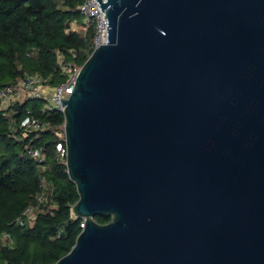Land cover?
Segmentation results:
<instances>
[{
	"label": "water",
	"instance_id": "obj_1",
	"mask_svg": "<svg viewBox=\"0 0 264 264\" xmlns=\"http://www.w3.org/2000/svg\"><path fill=\"white\" fill-rule=\"evenodd\" d=\"M96 1L107 44L62 102L85 227L55 264H264V0Z\"/></svg>",
	"mask_w": 264,
	"mask_h": 264
},
{
	"label": "trees",
	"instance_id": "obj_2",
	"mask_svg": "<svg viewBox=\"0 0 264 264\" xmlns=\"http://www.w3.org/2000/svg\"><path fill=\"white\" fill-rule=\"evenodd\" d=\"M84 0H0V90L30 76L55 88L68 80L65 64L82 67L94 51V26H86ZM77 29H74L75 26ZM44 98L0 106V264H55L74 247L83 222L56 146L64 115ZM34 118L41 129L21 127ZM40 150L42 160L31 152ZM43 197V202L39 198ZM33 210V219L25 216ZM100 224L111 218L97 216Z\"/></svg>",
	"mask_w": 264,
	"mask_h": 264
},
{
	"label": "built area",
	"instance_id": "obj_3",
	"mask_svg": "<svg viewBox=\"0 0 264 264\" xmlns=\"http://www.w3.org/2000/svg\"><path fill=\"white\" fill-rule=\"evenodd\" d=\"M105 4L106 0H102ZM79 10L84 17L86 26H94L96 35L94 38V49L107 44V18L105 11H101L100 5L96 0H84ZM81 67L65 64L63 71L68 75L66 83L61 84L55 88H50L46 85V80L40 76H30L22 80L16 85L7 86L0 90V106L2 109L7 108L11 103L21 101L26 98H44L47 100V110H59L63 112L64 107L62 102L67 100L73 93L76 81L79 77ZM24 129L39 130L41 125L34 118H27L21 125ZM58 158L66 162L67 148L65 142V134H60V142L56 146ZM32 157L36 160H42L40 150L31 152ZM39 202H43V197L39 198ZM25 216L33 219V210L26 211ZM83 230L85 227L84 222L80 225Z\"/></svg>",
	"mask_w": 264,
	"mask_h": 264
},
{
	"label": "rangeland",
	"instance_id": "obj_4",
	"mask_svg": "<svg viewBox=\"0 0 264 264\" xmlns=\"http://www.w3.org/2000/svg\"><path fill=\"white\" fill-rule=\"evenodd\" d=\"M75 26V28L74 29H77V26L76 25H74Z\"/></svg>",
	"mask_w": 264,
	"mask_h": 264
}]
</instances>
